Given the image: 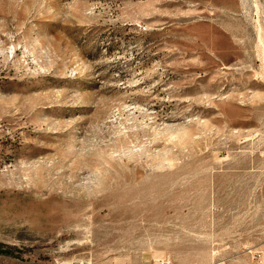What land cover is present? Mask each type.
Segmentation results:
<instances>
[{"label": "rangeland", "instance_id": "374dc122", "mask_svg": "<svg viewBox=\"0 0 264 264\" xmlns=\"http://www.w3.org/2000/svg\"><path fill=\"white\" fill-rule=\"evenodd\" d=\"M259 32L264 0H0V264H264Z\"/></svg>", "mask_w": 264, "mask_h": 264}, {"label": "bare ground", "instance_id": "6f19581e", "mask_svg": "<svg viewBox=\"0 0 264 264\" xmlns=\"http://www.w3.org/2000/svg\"><path fill=\"white\" fill-rule=\"evenodd\" d=\"M259 33H260V32H259ZM259 40H260L261 44L264 45V36H262V33L259 34ZM260 42H259V43H260ZM263 45H262V46H263Z\"/></svg>", "mask_w": 264, "mask_h": 264}]
</instances>
